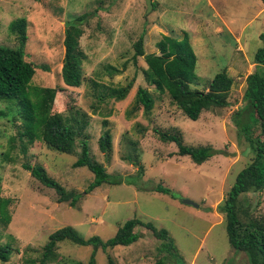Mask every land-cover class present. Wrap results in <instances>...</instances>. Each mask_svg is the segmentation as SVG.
I'll return each instance as SVG.
<instances>
[{
  "label": "rangeland",
  "instance_id": "1",
  "mask_svg": "<svg viewBox=\"0 0 264 264\" xmlns=\"http://www.w3.org/2000/svg\"><path fill=\"white\" fill-rule=\"evenodd\" d=\"M206 1L150 0L151 9L145 13V0H0V46L15 47L8 24L23 18L27 25L23 59L38 67L30 84L41 88L63 89L59 72L64 22L69 15L89 14L78 40L85 55L82 82L78 88L56 94L51 109L65 117L72 111L85 114L87 124L75 140L73 153L50 151L36 139L27 144L24 137H18L22 129L14 106L0 102V196L14 201L11 219L0 229V245L7 244L14 251L0 264H38L47 236L59 228L71 227L82 238L96 236L106 241L132 218L167 232L180 257L177 264H248L243 253L230 249L223 215L215 207L253 157L247 143L236 139L231 116L243 104L244 79L254 71L253 55L264 45L258 38L264 34V13H258L261 0H209L212 8ZM184 33L196 57L195 89L203 90L224 68L232 79L228 105L202 111L195 121L184 117L166 94H158L146 84L141 58L131 62V45L140 34L144 53L157 54L154 44L162 35L181 38ZM42 66L46 72L39 68ZM109 67L117 73L109 75ZM131 80L123 100H97L104 87L123 86ZM137 87L146 88L153 98L148 116L141 109L130 110ZM153 128H176L183 145L209 146L212 155L194 164L187 156L176 155L174 143L160 142ZM104 129L111 137L107 157L98 151L96 142ZM253 136L264 141L258 127ZM82 138L89 157L121 183L102 184L83 193L92 174L84 167L71 166ZM133 156L136 165L126 160ZM22 164L40 165L64 190L78 194L76 207L58 202L53 190L30 177ZM137 165L141 168L138 175ZM128 177L130 184L124 182ZM156 184L172 196L152 191ZM183 198L197 208L182 204ZM241 198L248 214L264 217V191ZM139 233L140 238L131 245L97 249L95 264H154L162 257L158 242L144 230ZM90 253V246L62 241L56 245V259L48 264L84 263ZM164 257L163 264H176Z\"/></svg>",
  "mask_w": 264,
  "mask_h": 264
},
{
  "label": "trees",
  "instance_id": "2",
  "mask_svg": "<svg viewBox=\"0 0 264 264\" xmlns=\"http://www.w3.org/2000/svg\"><path fill=\"white\" fill-rule=\"evenodd\" d=\"M261 1L264 2V0ZM88 16V13L69 15L64 22L63 57L59 72L63 89L60 90L30 84L34 70L38 67L23 59V49L27 39L26 22L23 18H17L8 24V32L14 36L15 47L0 46V102L14 106L22 129L18 132V137H24L27 144H31L36 139L50 151L71 154L74 151L76 138L82 135L87 124L85 114L72 111L68 117H65L60 113H52L51 109L56 94H60L66 88H78L82 82L81 64L85 55L79 48L78 40L83 33V25ZM258 38L264 42V34H260ZM142 43L143 37L140 34L131 45L132 64L136 63V58L142 59L145 65L142 73L146 84L158 94H166L172 105L184 117L195 121L202 111L224 108L228 105L227 96L232 79L226 74V68L214 74L204 85L203 90L194 88L197 85V76L194 74L196 57L185 33L181 38L162 35L154 44L157 54H145ZM253 63L254 71L244 79L243 104L231 116L236 139L242 138L247 143V148L253 157L236 174L233 184L215 209L223 215L225 235L230 249L243 253L248 264H264V217H252L240 203L241 197L246 193L264 191V141H260L259 136H253L255 127H258L259 135L264 136V45L253 55ZM39 68L47 71L44 66ZM111 71L117 73L110 67L106 70L109 75ZM91 82L97 87L95 82ZM131 86L132 80L123 86L104 87L96 98L98 101L103 98L121 101L126 97ZM152 108L153 98L149 91L146 88L137 87L133 95L131 112L141 109L142 114L148 116ZM130 110L127 111L128 115ZM102 125H105V120L102 121ZM152 132L160 142L174 143L177 149L176 155L187 156L194 164H201L212 155L209 146L183 145L181 133L176 128L168 130L153 128ZM79 141L78 156L71 166L84 167L93 177L83 193L91 192L102 184L121 183L111 179L105 168L89 157L85 139L82 138ZM96 142L98 151L107 157L111 150L108 129L102 130ZM21 153H25L24 148L21 149ZM126 160L134 165L137 163V158L134 156ZM136 167L138 175L141 168L139 165ZM22 168L43 187L53 190L58 202L67 203L69 207H76L79 195L64 190L46 174L40 165L22 164ZM130 178L128 177L124 182L130 184ZM152 191L172 196L170 191L161 184H156ZM13 203L12 199L0 196V229L8 225ZM140 230L148 232L158 242L161 258L167 256L169 258L166 259L176 264L180 262L173 242L164 229H156L150 222L132 218L124 221L114 235L106 241L96 236L82 238L71 227L59 228L47 236L38 254V264L54 261L56 245L62 241L91 247V253L86 262L70 264H95L94 255L97 249L105 251L115 246L131 245L140 238ZM13 251L7 244L0 245V262L8 261ZM161 258L154 264H163Z\"/></svg>",
  "mask_w": 264,
  "mask_h": 264
},
{
  "label": "water",
  "instance_id": "3",
  "mask_svg": "<svg viewBox=\"0 0 264 264\" xmlns=\"http://www.w3.org/2000/svg\"><path fill=\"white\" fill-rule=\"evenodd\" d=\"M145 6H146L145 13H147L151 9V2H150V0H145ZM181 203L182 204H185V205H191L194 208H197V205L196 204L192 203L191 201H189L188 199H185V198H183L181 200Z\"/></svg>",
  "mask_w": 264,
  "mask_h": 264
},
{
  "label": "crops",
  "instance_id": "4",
  "mask_svg": "<svg viewBox=\"0 0 264 264\" xmlns=\"http://www.w3.org/2000/svg\"><path fill=\"white\" fill-rule=\"evenodd\" d=\"M206 3H207L206 6H210V7L212 6V5H210V1H209V0H207ZM212 4H213V3H212ZM259 7H260L261 9L258 10V13H259V14H263V13H264V12H263V11H264V2H263V1H261V4H260ZM211 8H212V7H211ZM213 15L219 16V14H218L217 12H215L214 10H213ZM222 25H223V23H222ZM224 25H225V24H224ZM224 25H223V27L227 30V28H226ZM220 31H221V30H220ZM236 40H237V39H236Z\"/></svg>",
  "mask_w": 264,
  "mask_h": 264
}]
</instances>
